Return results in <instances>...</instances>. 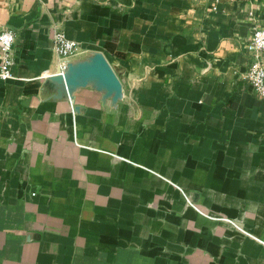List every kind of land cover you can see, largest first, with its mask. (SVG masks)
<instances>
[{"label":"crops","instance_id":"crops-1","mask_svg":"<svg viewBox=\"0 0 264 264\" xmlns=\"http://www.w3.org/2000/svg\"><path fill=\"white\" fill-rule=\"evenodd\" d=\"M255 25L264 0H0V264H264Z\"/></svg>","mask_w":264,"mask_h":264},{"label":"built area","instance_id":"built-area-1","mask_svg":"<svg viewBox=\"0 0 264 264\" xmlns=\"http://www.w3.org/2000/svg\"><path fill=\"white\" fill-rule=\"evenodd\" d=\"M16 32L8 26L0 29V79L8 80L16 78L15 43ZM54 45L58 54V66L49 76L65 75L71 58L80 51V45L76 39L70 38L64 29L54 31ZM248 64L244 76L252 87L264 96V27L255 25L251 37L247 41Z\"/></svg>","mask_w":264,"mask_h":264},{"label":"water","instance_id":"water-1","mask_svg":"<svg viewBox=\"0 0 264 264\" xmlns=\"http://www.w3.org/2000/svg\"><path fill=\"white\" fill-rule=\"evenodd\" d=\"M87 70L99 75L105 83L114 86L116 88H120L119 79L113 72L112 68L108 65L107 61L102 56H99L94 66L88 67ZM72 71H73V66L72 63L70 62L68 69L65 72V75H60V74L53 75L51 79L61 83V85H64L65 88H69L70 84H72L73 81Z\"/></svg>","mask_w":264,"mask_h":264}]
</instances>
